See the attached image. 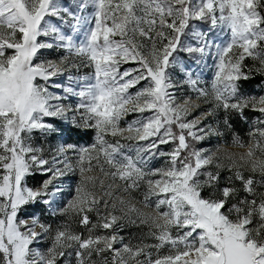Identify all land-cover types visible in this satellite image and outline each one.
<instances>
[{
    "label": "snow or ice",
    "instance_id": "1",
    "mask_svg": "<svg viewBox=\"0 0 264 264\" xmlns=\"http://www.w3.org/2000/svg\"><path fill=\"white\" fill-rule=\"evenodd\" d=\"M254 75L264 0H0V264H264V94L241 91ZM249 110L248 139H231L246 152L203 146ZM59 121L94 141L67 143Z\"/></svg>",
    "mask_w": 264,
    "mask_h": 264
},
{
    "label": "rangeland",
    "instance_id": "2",
    "mask_svg": "<svg viewBox=\"0 0 264 264\" xmlns=\"http://www.w3.org/2000/svg\"><path fill=\"white\" fill-rule=\"evenodd\" d=\"M43 55L48 56V57H50V58H55V57H56V53H55L54 51H50V50H46V51L43 53ZM185 58H186V57H185ZM211 63H212V61H211V59L209 58V60H208V64L211 65ZM248 63L251 64V61L249 60ZM211 75H212V70H211L210 67L203 68V78H204L205 80H210ZM59 79H60V78H54L53 83L58 82ZM52 90H53V91H57L55 88H53ZM260 94H264V90H262V92H260L259 94H255V95H260ZM252 95H253V93H252ZM71 103H73V104L76 103L75 98H73V99L71 100ZM77 115H78V114H77ZM246 115H247V117H248V120L245 121V122H246L247 129L250 131V130H251V127H252V121H253L257 116H259V113H255V112H252V111L249 110V111L246 112ZM128 119H132V117H129ZM78 123L80 124V126H76V127H77L78 129H83V128H84V127H83V122H78ZM58 125H59V127H61V126H71L72 124H70V123H69V124H65L63 121H59V122H58ZM220 131H221V130H220ZM94 134H95V131L93 130L92 135L94 136ZM225 136H226V139H228V140H231V139H232V136L230 137V136L227 135V134H225ZM225 136L222 137V138H219V139L213 137L212 140H211V142H209V141H205V142L203 143V146H204V147H210V146H213V145H215V144L222 143V142L225 141V140H224ZM61 139H62V138L59 137V136H54V137L51 138L50 141H48V143H51V144L54 145L56 142H58V141L61 140ZM63 139L66 140V138H65L64 135H63ZM247 139H248V134H246V138H245V140H247ZM34 142H35L37 145H40L41 143H43V138L40 136L39 133H36V134H35V141H34ZM48 143H44V147H45V149H47V147H48ZM90 144H91V143H90ZM87 145H88V144H87ZM224 146L227 147V148L229 149V151H231V152H235V153H242V152H246V151H247L246 148H241V147L234 146V145H232L230 142L225 143ZM170 150H171V146H170V145H167V147L164 149L165 152L170 151ZM166 159H167V158L164 157V160H163V161L161 160L157 167L165 166V164H166ZM46 178H47V177L42 176V175H35V176H33V177H31V178L29 179V184H30V185H39V183H40L42 180L46 179ZM78 179H79L78 174H70V175L65 176V177H63V178H60L59 180L56 181V183L62 187V189H63V194H62L61 196H58V197L56 198V204H55L54 206H56V207H62L63 204L66 203V201H67L68 199H70L69 192L75 187L76 183L78 182ZM36 209H39V211H42V213H44V210H43V209H44V206H43V205H37V208H36ZM29 211H33V209H29ZM74 226H75V224H73V227H74ZM125 232L128 233V235H126V236H129V235L137 236V235H139V230H138V229H135V228L128 229V230H126ZM146 242H148V243H152L151 240H148V241H146ZM46 244H47V242H45V244H44V245H41V246H42V247H43V246H46ZM168 251H169V250H168L167 248L162 249V250H161V254H162V255H166V254L168 253ZM154 255H155V253H154Z\"/></svg>",
    "mask_w": 264,
    "mask_h": 264
},
{
    "label": "trees",
    "instance_id": "3",
    "mask_svg": "<svg viewBox=\"0 0 264 264\" xmlns=\"http://www.w3.org/2000/svg\"><path fill=\"white\" fill-rule=\"evenodd\" d=\"M264 84V76H260V75H254L253 78L246 80V81H241V91L246 93V94H250L255 95V94H259L260 92H262V89L260 86ZM247 116V115H246ZM233 131L229 132L227 130H225L223 127H221V131L225 132L227 135H229L230 137L232 136L233 132L238 133L242 139L245 140L246 138V134H248L249 130L247 129L246 126V122L245 120L241 119L238 116H234L233 117ZM61 128L63 129V133L64 136L66 138V142L67 143H72V144H78V145H87L90 144L94 141V136L92 135L93 130L92 129H78L76 126H61ZM225 141H228L231 143V140L226 139V136L224 138ZM167 147L166 146H162L161 151H164V149ZM164 160V157H159L157 156L156 158L152 159L150 161V167H157L158 164L160 163V161ZM36 211H39V209H35ZM44 210V215L47 217V212ZM42 212V211H40ZM63 220L62 217H55L53 219H50L49 222L53 223V225L55 226L56 224H59L61 221ZM74 228H76L77 230H81L78 228V226L75 224ZM132 229V228H131ZM123 235H128V233L124 232Z\"/></svg>",
    "mask_w": 264,
    "mask_h": 264
}]
</instances>
